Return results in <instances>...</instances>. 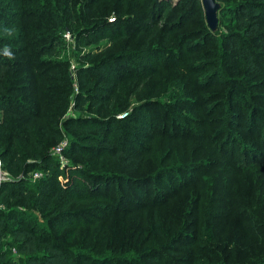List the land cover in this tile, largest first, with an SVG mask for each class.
<instances>
[{
  "label": "trees",
  "instance_id": "1",
  "mask_svg": "<svg viewBox=\"0 0 264 264\" xmlns=\"http://www.w3.org/2000/svg\"><path fill=\"white\" fill-rule=\"evenodd\" d=\"M190 1L177 0L172 6L171 0H0V47H12L10 54L20 57L10 62L0 55V104L8 117L0 127L10 129L0 130L5 137L0 156H9L20 167L21 157L30 155L36 161L26 160L22 176L0 183V264H264L261 250L236 251L246 238L264 242V179H252L242 195L239 183L244 177L238 178L250 166L264 164V130H258L251 143L254 128L249 119L251 138L241 141L250 106L235 101L236 88L249 86L220 91L211 85L217 77L230 82L226 67L232 69L233 62L238 73L245 66L255 76L264 72V0L235 4L221 47L204 50L194 65L182 68L181 55L193 53L198 43L193 44L190 32H179L201 3ZM125 2L127 15L110 22L109 14L119 13ZM180 8L184 10L176 14ZM170 12L176 15L167 16ZM193 21L207 31L198 45L208 44L213 38L206 21ZM67 23L77 27L75 50L85 44L74 54L79 62L74 110L93 109L97 117L61 123L72 136L63 153L77 157L68 168L71 178L62 184L57 159L51 168L38 161H50L52 141L63 138L55 121L37 122L50 116L38 113L33 95L40 89L30 84L53 73L50 97L55 100L48 106L56 115L70 104L73 72L62 37ZM116 45L121 46L111 51ZM210 54L218 58L207 64ZM113 65L123 74H113L111 84H105L104 75ZM212 67L218 72H209ZM167 68H182L179 72L185 75L175 79L174 86H158L157 72ZM22 81L28 86L13 88L12 83ZM16 91L19 98L9 94ZM124 112V118H117ZM46 135L51 136L47 144L40 140ZM32 170L48 174L33 180L27 177ZM113 185L119 191L126 187L129 195L113 194ZM188 186L189 203L166 205L161 198L174 197ZM218 192L225 206L216 215L212 206ZM132 193L154 197L149 204L134 200L142 214L152 208L148 222L136 229L128 245L127 220L133 210L124 199H135ZM235 196H242L236 198L242 204L233 201ZM14 200L19 207L11 206ZM82 202L93 204L73 209ZM166 208L167 214L162 212ZM218 219L224 222L221 229H216ZM95 223L107 231L109 242L100 245L94 239L85 247L78 227ZM197 230L199 241L190 233ZM190 239L199 242L198 255L184 252Z\"/></svg>",
  "mask_w": 264,
  "mask_h": 264
},
{
  "label": "rangeland",
  "instance_id": "2",
  "mask_svg": "<svg viewBox=\"0 0 264 264\" xmlns=\"http://www.w3.org/2000/svg\"><path fill=\"white\" fill-rule=\"evenodd\" d=\"M111 1L116 2V0H111ZM176 2H177V0H171V5L173 6ZM238 2H240V0H218V3L220 5V9L218 12V24L219 25H218L217 30L215 32H212V38L213 39L208 44H205V45H198V44L201 43V41L203 40L202 35L204 33H206L207 31H206V29H201L202 27L199 26L200 24L193 21L195 18H197V19H203V22L205 23L204 11H203L201 3L199 5V7L197 6L195 16L193 19H191L192 21L189 22L188 24H186L185 26H183L181 28V30L179 31V32H190V37H191V41L193 42V44H196L198 42L197 45H195L196 49L193 53L188 54L184 51L183 54L181 55V60L183 63L182 68H184L186 66L194 65V63L196 62V59L202 58L204 56V53H203L204 50L209 49V48H213V47L216 48L217 46L221 47L222 43L224 42L222 35L227 34L226 27L228 25L232 24L233 6L235 4H237ZM190 3H191V1L189 0L188 4L190 5ZM128 4H127V2H125L124 4L122 3V5H120V12L119 13L111 12L108 16L109 21L112 22L114 20L115 16L117 17V16L127 15L126 10H127ZM183 10H184L183 8L178 9L176 14L182 12ZM169 14H171V12L168 13L167 16H175L176 15V14H174V15H169ZM129 15L131 16V14H129ZM67 25H68V27L62 33V37L66 42V54L68 56V59L70 61V65H71V69L69 71L71 72V74L73 72V74H72V76H73V79H72L73 91H72V93L69 92L67 94V96H69L68 100H70V104L67 106V108L64 112L58 113L56 115H53V112H54L53 106H51V107L48 106L49 103L53 105V101L55 100V99H53V97H50L53 94V86H54L53 85L54 82L52 80L53 73H52V75H50V77H47V75H45V77L42 78L43 80L35 81V85L34 84H30V85L31 86H38L40 89L39 92H36L33 95L34 98L36 97L35 107H36L38 113H40L41 116H44L46 114L50 116V118H46V119H42V120L37 119V122L50 124L53 121H55L56 122L55 127L59 128L61 130V137L63 139H66L69 141L72 138V136H71V132L66 130V128H64L61 125V123L64 120H66L68 118L89 117V116L90 117H97V116H96V110H93V109L90 111L88 109H84L83 111L82 110H80V111L74 110V104H75L74 98L79 91V87H78L79 84H78L77 78L75 76V65L77 66V63L79 64V62H76L74 60L75 59L74 54H76V52H78L79 50H83V46L85 44L80 46V48L78 50L77 49L75 50L76 42H77V39L75 38L77 27L75 26V24L70 25V23H67ZM262 29H264V25H263ZM66 35L69 36V39L66 38ZM104 42H106V41L104 40L101 43H104ZM119 46H121V45H116L114 47H110V50L111 51L116 50L117 48H119ZM13 48H15L14 45H13ZM5 49H7V51L10 53V50L12 49V47H10V48L9 47H5V48L0 47V55L2 57L6 58L7 60H9L10 62L14 61V60H18L20 58V57H17V55H6ZM63 55H64V53L62 54L61 58L63 57ZM206 58L210 59L209 62L207 61L208 62L207 64H212L211 63L212 60L218 58V56H214L213 54H210V55L206 56ZM223 60H225V59L223 58ZM140 62H143V61H140ZM224 63H226V61ZM157 64H158V67L163 66L160 62ZM72 66H74V69L72 68ZM182 68H180V69H169V68H167V69H163L162 72L158 71L157 75L155 77L156 84L158 86H174V80L177 78H181V75L184 74L182 72H179V70H181ZM235 68H236L235 62H233L232 69H229L226 67V72H227L226 76L229 78L230 82L226 83L223 81V78L220 79V77H217V78H215L214 81H212L213 84H211V85L214 86L212 88H215L216 90H220V91H224V90L226 91L227 89L233 90V86H249L250 87V89H244L242 91L237 87L236 88V94H237L238 98H236L235 101L236 102H244L250 106V109L247 110V113L250 115L251 118H248V116H245V118H244V124H246L245 128H244L245 134L242 135L241 141L242 142L244 141V143H248V140L251 138L249 130H250V126L252 125L254 128V134H252V139H251V143H252L253 138H255L254 137L255 133L258 130L262 129L261 130V134H262V132L264 130V116H263V114H264V95L261 96L258 93L256 94V92L264 91V80H262V78L264 77V72H262L261 75L255 76V75L249 73L250 69L247 66L239 68V69H241V73H238V71H236ZM119 70H121V69L117 68L115 65H113L110 70L108 69V72L105 73L107 76L104 75V78H105L104 80H106V81H104L103 83L111 84L110 81H112V79H113V76H112L113 74H115V75L116 74L117 75L123 74V73L119 72ZM130 70H132V68H130ZM209 72H213V74H215L216 72H218V69H216V67H212L211 69H209ZM10 73H11V71H10ZM95 76H97V75H95ZM102 78H103V76H102ZM164 78H168V80L165 81ZM9 79L10 80H8V81L11 82V74L9 75ZM222 82H224V83H222ZM12 84L14 86L13 87L14 89L16 88V86H21V85L22 86H28V85H24L25 82H23V81L19 82V83L15 82ZM93 84H95L94 81H93ZM75 86L77 87V90L75 89ZM143 86H151V83H145ZM185 86H187V85H185ZM17 91L14 94H12V93H9V94H11V96H16L17 98H19V96H21V95L19 93H17ZM38 103H39L40 108H38ZM6 113H7L6 108L1 106V104H0V124L3 122V120H5V118H8L6 116ZM125 116L121 117V115L120 116L117 115V118H124ZM249 119L251 120L250 122L253 121V124H251L247 128V126L249 124L248 123ZM0 130H2V131L7 130L9 132L10 129H7L6 125H3L2 127H0ZM49 138L51 139V136H47L46 138L44 137V139L40 137V140L42 142L46 143V140H48ZM60 141H61L60 139L53 140L52 145L50 144L51 146H50L49 153H48L50 158H51L50 161L46 162V161L41 160L40 158L38 159V161L39 162L42 161L43 165H46V167L50 166L49 168H51L52 162L54 161L56 163V155L53 154V148L57 144H59ZM4 144H5V137H4V134H1L0 135V151H2L4 149ZM228 154H229V152H228ZM263 154H264V151H263ZM10 160L11 159L9 156L6 158H1V156H0L1 172L4 175L2 178V181L4 179H5V181L16 180L19 176H22L26 160L29 162L32 160L34 161V159H32L30 155H28L27 158L21 157L20 162L22 163V166L20 167L19 165H16L11 160V162L13 163V165H12V163H10ZM34 162H36V161H34ZM76 163H77V157H74L71 155L69 157H66V163H65L64 167L60 166L59 163H58V165L56 163L55 166H57L56 168L58 169V171L60 173L57 180H59L60 183L63 184L65 182V180L68 181V179L71 178V172H69L68 168H70L73 164H76ZM150 163L151 164L149 166L154 165L153 162H150ZM78 164H80V163H78ZM146 166H148V165H146ZM143 170H145V169L143 168ZM36 172L41 173L42 174L41 177L48 174V172H43L41 170L40 171L39 170H37V171L32 170L30 173L27 174V177L33 178L34 173H36ZM126 172L130 173L129 170H126ZM212 172L214 173L216 171L212 170ZM202 174H203V176H206L205 172H202ZM41 177H39V178H41ZM239 177H241V178L244 177V180L241 182V179H240V183H239V190L242 192V195H243L245 193L244 191H248V185L252 179L256 180V179L260 178V180L263 181V179H264V164L263 165H252V166H250L247 171L238 173V178ZM89 185H92V183H90ZM160 187L165 188L164 186H160ZM111 188H112V193L116 194V195L119 192H120V195H123V194L129 195V192H130L128 189H126V187H125V189L124 188L120 189V191L117 190L116 185H113ZM191 188H192L191 186H188L186 189H184V191H180L174 197H168V199H165L164 196H162L161 198H163L162 200H166V202H167L166 205H170L171 203L174 205H183L184 203H189V201H191V198L189 196ZM207 192H208V189L206 188V186H203L202 187V193L205 194ZM219 193L220 192H218V194H216V197H215L217 200V202L215 203V206H212L214 209V212L216 211V213H215L216 215H219L220 214L219 212L225 206V203H224V201H223V199ZM221 193H222V190H221ZM131 196H135L136 198L134 199V198L127 197L126 199H124L125 201L128 200L129 203L131 202V205H128L127 207H130L131 210H133L128 215L129 217L127 220L128 221V231H127L128 245L130 244L131 239H132L136 229L139 227H144L146 222H148V218L150 215V209L152 208V207L148 208L147 213L142 214L141 211H136L138 206H137V204H135L134 200H140V202H142V203L149 204L151 202L152 198L154 197V195L152 193H150V196L148 199L143 198V197L142 198L137 197V194H135V193H132ZM239 197L241 198L242 196H235L234 198L232 197L233 201L236 202L238 205L242 204L240 202V200L236 199ZM218 200L220 202H218ZM16 202H17L16 200L11 201L10 202L11 206L19 207L16 204ZM92 202H104L105 203L106 201L94 200ZM92 202L89 204L82 202L78 205H75L73 207V209H78V208H81V207L86 206V205H92L93 204ZM199 206H200V202H199ZM0 207H3V206L0 205ZM162 212L167 214L169 212V210H168V208H166V210L162 211ZM200 212H201V206H200V209L198 211V217L200 216V218H201ZM35 215H36L39 222L44 221L43 216L41 217V212L39 210H37V209L35 210ZM222 224H224V222L221 219H218L216 229L217 228L221 229ZM99 225H100V223H95V224H91L87 227L86 226L78 227V232H77L78 239L85 244V247H90L94 243V239L98 243H100V245H104V244L109 242V235L107 234V231L105 229H103L101 226L99 227ZM100 229H102V230L99 232L98 230H100ZM98 233H99V235H98ZM190 233L193 235V238H196V240H198V237L201 235V230H199V231L197 230V231H193V232L190 231ZM95 234H96V236L97 235L98 236L96 237ZM222 236H226V234L222 235ZM191 239H192V237H191ZM191 239H190V246L185 247L184 252H187L189 250V252L192 251L194 255H198L201 252L200 250H198L199 242L198 243L196 242V244H197L196 245L195 243L191 242ZM239 242H241V245H240L241 249H236V251L246 249L248 251V254H253L257 250H261L264 252V242L261 243L260 241H254L251 238L250 239L246 238L243 242L241 240Z\"/></svg>",
  "mask_w": 264,
  "mask_h": 264
},
{
  "label": "water",
  "instance_id": "3",
  "mask_svg": "<svg viewBox=\"0 0 264 264\" xmlns=\"http://www.w3.org/2000/svg\"><path fill=\"white\" fill-rule=\"evenodd\" d=\"M208 28L215 32L218 28V11L220 5L216 0H200Z\"/></svg>",
  "mask_w": 264,
  "mask_h": 264
},
{
  "label": "built area",
  "instance_id": "4",
  "mask_svg": "<svg viewBox=\"0 0 264 264\" xmlns=\"http://www.w3.org/2000/svg\"><path fill=\"white\" fill-rule=\"evenodd\" d=\"M66 38L69 39V36L66 35ZM72 68L74 69V66H72ZM75 89L77 90V87L75 86ZM127 113H122L120 114L121 117L125 116ZM118 115V116H120ZM68 145V140L66 139H62L60 141L59 144H57L54 148H53V154L56 155V159L58 160L60 166L64 167L65 163H66V157L64 155V149L67 147ZM3 173L1 172V166H0V183L2 182V178H3ZM42 174L41 173H34V176H33V180H36L38 179L39 177H41ZM5 180V179H4ZM3 180V181H4Z\"/></svg>",
  "mask_w": 264,
  "mask_h": 264
},
{
  "label": "clouds",
  "instance_id": "5",
  "mask_svg": "<svg viewBox=\"0 0 264 264\" xmlns=\"http://www.w3.org/2000/svg\"><path fill=\"white\" fill-rule=\"evenodd\" d=\"M5 54H6V55H11V54L7 51V49H5Z\"/></svg>",
  "mask_w": 264,
  "mask_h": 264
}]
</instances>
